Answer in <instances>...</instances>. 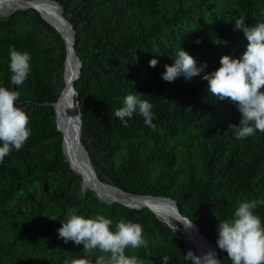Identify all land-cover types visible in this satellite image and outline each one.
I'll use <instances>...</instances> for the list:
<instances>
[{
	"label": "trees",
	"instance_id": "1",
	"mask_svg": "<svg viewBox=\"0 0 264 264\" xmlns=\"http://www.w3.org/2000/svg\"><path fill=\"white\" fill-rule=\"evenodd\" d=\"M54 1L62 10L63 16L70 22L75 30L74 48L80 61V71L74 89L76 91L75 101L79 102V114L81 119V128L79 140L81 145L87 151L90 162L97 176L103 181L102 177H109L111 182L123 192L148 195L152 197H168L173 200L179 213L187 217L191 222L197 225L200 234L212 245L217 253L220 264L224 262V252L218 248V228L220 222L229 221L234 217V212L241 202L257 201V205L252 209L255 215L264 218V133L257 132L254 137L245 140H237L235 137H227L228 143L237 145L243 152H251L249 160L244 165V171L247 174L245 179L246 195L242 201L231 193L232 183L228 182L226 172L223 171V164L218 162L215 166L216 174L208 178L198 176L193 178L190 174L187 183H194L195 190L191 197L194 208L189 213L184 210V194L178 192H168L164 186L162 175L166 166L174 160V153L159 152V144L162 138H172L181 135L191 128L204 127L206 125L217 126L223 122L222 100H216L207 109L201 110V101L203 92L201 87L194 83L166 82L163 79L155 77L150 81L152 87L151 103L153 104L154 127L145 125L143 118L133 116L128 119V126L124 127L122 122L115 117L116 110L122 108L123 101L127 95H134V87L127 80H117L113 85H105L102 89L92 92V95L85 100H81L80 80L93 74L91 71L89 55L90 50L95 52V56L100 60L106 56H120L124 63L129 65L131 74H139L142 70L148 69L149 61L155 59L151 51L154 46L161 50L157 55L158 62L170 63V55L164 49L161 41L166 32L184 21L193 20L198 11H211L210 0H51ZM212 2V1H211ZM225 6L235 5V0H222ZM133 3V4H132ZM253 2L245 3L242 15L245 17V24L249 27L255 26L259 22H264L259 16L254 15L252 9ZM138 5V6H137ZM136 9L134 12L133 10ZM132 12V18L126 17L127 12ZM36 12V11H35ZM25 11H19L11 15L8 19L0 18V72L9 75V49L15 47L17 51L27 52L29 54L37 52H46L40 46L34 44L31 40V33L26 32L21 35L15 33L14 24L17 14H25ZM241 15L221 14L220 17L212 13V17L219 23L228 27L227 36L230 52L242 55L246 50L248 41L241 29H236L235 20ZM45 21V20H44ZM40 23L50 31H54L49 25L40 20ZM53 27V26H52ZM54 28V27H53ZM55 29V28H54ZM182 40V47L194 59L197 58L195 45L185 39ZM57 42L61 51L65 53L64 41L60 34ZM200 53L203 50L211 52V47L201 45ZM136 55V57H135ZM65 61V60H64ZM3 82V86L9 90L20 93L17 106L29 117V127L31 128L30 146L38 144L42 138L43 131H39L36 123L32 122L38 112L35 103L42 105L47 103V110L51 116L47 129L54 134L55 139L52 144V156L44 169H39L35 163L34 155H24L22 163L19 166V172H10V178L18 183L21 188L26 187L25 181H36L40 178L37 173H51L55 170L62 176L68 178L67 183L77 182V189H80L82 180L73 176L72 169L65 161L62 152V134L57 130L55 123V113L52 104L58 99L62 89L56 82H46L45 77H36L34 89L29 94H24L15 85L8 81ZM29 102V103H28ZM24 103V104H23ZM23 104V105H21ZM241 118V117H240ZM240 121V119H239ZM239 121L237 124L239 125ZM225 129H229V124ZM232 134L234 132L231 130ZM92 135L95 138L97 148H104L109 143H126V158L121 163L118 170L102 171L89 153L87 139ZM132 135H137V139L132 141ZM189 135V134H188ZM162 136V138H160ZM235 136V135H234ZM144 137L147 143L142 146L137 140ZM183 150L188 152L190 149L184 145ZM190 164V163H189ZM191 165L190 167H193ZM140 183L137 189H130L125 185V181L130 177ZM114 179V181H113ZM255 180V186L253 181ZM93 202L99 204V208L104 210L106 207L99 202L97 195L88 192ZM239 193V192H238ZM242 196V195H240ZM213 206L209 211V206ZM138 210V209H136ZM144 212L138 211V222L161 227L163 236L170 241L174 255L170 260L171 264H192L187 256V248L177 237L178 232L174 229L161 226L157 219L148 208ZM174 231V233H173ZM180 236V235H179ZM41 247V246H40ZM40 250L51 256L49 249L44 246ZM140 253L126 252V255H136L138 258L146 256L149 259L157 258L158 264H162V257L165 253L157 250L153 251L150 247L139 248ZM28 256L23 249H15L14 238L6 229L0 228V264H26ZM173 261V262H172Z\"/></svg>",
	"mask_w": 264,
	"mask_h": 264
},
{
	"label": "rangeland",
	"instance_id": "2",
	"mask_svg": "<svg viewBox=\"0 0 264 264\" xmlns=\"http://www.w3.org/2000/svg\"><path fill=\"white\" fill-rule=\"evenodd\" d=\"M132 2L135 3V0ZM248 2H253L251 4L254 15L264 20V0H235L234 6H225L222 0H210V4L208 5L211 11H198L193 20L182 22L161 37L164 49L170 55V63L159 62L155 68L149 67L148 69L142 70L137 75L131 74L129 65L124 63L120 56H106L100 60L95 56V52L90 50L89 55H92L90 65L93 74L79 81L81 86L80 99H88L94 90L102 89L105 85H113L117 80L123 79L129 81L133 85L135 91L134 95H139L141 99H146L151 102L152 87L149 84L150 81L155 77L162 80V74L165 72L164 66L174 65L175 54L179 50L182 49L186 52L182 47L181 39H185L189 43L195 45L194 49L198 55L195 61L198 66L206 64L207 68L205 71L207 73H211L220 67V59L224 55L240 58V54L230 52L227 36L228 27L213 18L212 13H215L218 17H220L221 14L242 15L245 10L244 4ZM135 10L136 9H134L133 12ZM19 11L22 10H17L9 15L0 14V18L8 19L11 15ZM23 11L26 13L17 14L16 16L13 26L15 33L21 35L22 33L30 32L31 40L34 44L47 51L30 54L31 72L22 86L15 87L23 91L24 94H29L34 89L36 77H45L46 82L53 83L54 81L57 86H61L62 84L63 87L62 70L65 53L61 51L60 45L57 42L59 33L49 23L44 21L35 10L27 9ZM132 15V12L129 11L126 17L132 18ZM40 20L49 25L54 31L52 32L44 27L40 23ZM201 45L212 46L211 52L207 53L203 50L201 54V49L199 47ZM159 52H161V50H159V48L157 49V46H154L151 54L157 59V55H160ZM202 76L203 73L201 76L193 77L191 80H186L183 76H180L175 81H179L183 84L194 83L197 84L198 87H201L203 98L200 109L208 110L216 100V97L212 96L207 91L208 82L202 79ZM7 77L10 83L9 75L0 72V87L3 86V82L7 81ZM76 102L79 107V102ZM222 103L223 106L221 109L224 115L223 122L217 126L212 127L210 124L203 128L195 126L191 128L190 131H186L172 138H162V136H160L162 142L159 144V152L166 153V148L169 152L174 153L173 162L167 165L163 171L162 179L164 186L167 187L166 190L168 192L175 191L184 194V210L187 213L194 208L191 193L195 190L194 183H187L189 175L191 174L193 178H197L198 176L208 178L210 175H215V166L218 162L224 165L223 171L226 172V176L228 177L227 181L232 183L233 188L229 195L235 196L239 201H242L243 197L246 195L245 179H247V174L243 167L249 160L251 152L245 153L237 145L227 142V137L234 138L235 136L230 129H225L226 125L237 124L241 115L235 104L229 99L226 98L222 100ZM33 106L38 107V112L36 116L32 118V122L36 123L39 131H43L42 138L38 140V144L34 147L30 146V140L28 139L20 151L13 150L5 157L4 161L0 163V228L6 229L12 238H14L15 249L17 251L23 249L27 254L29 260L26 264H63V260L67 256H84L83 245L77 246L72 241L65 244L58 236V229L62 226L63 219L66 218L69 210H75L78 215H82L85 218H94L98 213L104 215L106 218H111L114 221L112 226L113 231L115 230V223L121 218L126 222L131 221L138 223L142 226L143 235L148 241V247L153 251L160 250L165 253V256L172 258V255H174L173 248L171 247L170 241L163 236L161 231L162 228L152 225V223L141 224L138 222V211L147 214L145 211L146 208L136 210L124 205L118 200H106L105 198L97 196L99 202L106 207L102 210L99 208L98 203L93 202L89 193H86L83 200L78 199L80 189H77V182L71 181L67 183L68 178L57 173L55 170L51 173H37V175H40V178L36 179L34 182H31V179L25 181L26 187L24 188H21L18 183L11 180L10 172L17 171L18 175L22 177V174L19 172V166L22 163L24 155H34L36 166H38L39 169H44L52 156V144L55 136L47 129L51 118L46 108L48 104L43 103L38 106V103H35ZM138 115L137 113L133 114V116ZM137 137V135H132V141L137 139ZM137 141V143L142 146L147 143L144 137L138 138ZM87 145L89 153L96 164L105 172L118 170L127 156L126 143L124 141L118 142V139L114 140L113 143H109L102 149L97 148L95 145V138L90 135L87 139ZM184 145L190 149L188 152L183 150V147H185ZM0 146H2V144H0ZM191 165L194 166L190 167ZM72 172L73 176L79 178L83 182L81 175L75 173L73 170ZM209 172H211V174L207 175ZM109 174L112 176L111 172H109ZM95 177L100 183L117 188L123 192L116 187L113 182L109 181V177H102L104 179L102 181L97 176L96 172ZM112 178L115 179L113 176ZM125 185L130 186V189H137L140 183L138 180L135 181L132 176L125 181ZM253 186H255V180L253 181ZM88 192L93 191L89 188ZM123 193L141 196L127 192ZM142 196L152 197L148 195ZM207 206H209V211H212L213 206L210 202L206 207ZM154 217L161 226L169 228L156 216ZM232 219L233 218L230 220ZM261 221L264 223V218H261ZM174 234L179 237L184 244L182 238L179 236L180 234ZM40 246L49 249L51 256L47 254L48 252L43 253L40 250ZM126 252L140 253L139 249H127ZM100 254L98 250H94L88 254V257L93 259L94 264L96 256ZM224 255V262L226 264H231L225 252ZM157 258H159L158 253L155 259H149L146 258V256H141L139 259L150 261L151 264H158ZM169 264H171L170 261Z\"/></svg>",
	"mask_w": 264,
	"mask_h": 264
},
{
	"label": "clouds",
	"instance_id": "3",
	"mask_svg": "<svg viewBox=\"0 0 264 264\" xmlns=\"http://www.w3.org/2000/svg\"><path fill=\"white\" fill-rule=\"evenodd\" d=\"M235 27L243 31L248 41L240 58L224 55L220 59V67L207 73L206 64L198 66L195 59L181 49L175 54L174 65L164 66L162 79L171 83L180 76L191 80L203 73L202 79L208 82L207 91L218 100L229 99L237 107L241 115L239 125H229V129L239 141L254 137L257 132L264 133V22L249 27L241 15L235 20ZM30 60L29 53L17 51L14 46L9 49L12 85L19 87L25 83L31 72ZM158 63L157 59H152L149 66L155 68ZM19 97L18 91L0 87V163L13 150L20 151L32 134L28 115L16 104ZM123 104L114 115L124 127L128 126V119L134 113L143 118L145 125L154 127L153 104L149 100L130 94ZM75 119H79V116ZM88 190L89 183L83 181L78 199L83 200ZM257 203H239L233 219L219 224L216 243L227 254L231 264H264V223L252 211ZM113 223V219L99 213L94 218H85L75 210H69L58 229V236L65 244L72 241L77 246L83 245L84 256H67L63 264H93L88 254L94 250L101 253L96 256L94 264H151L136 255L125 254L127 249L148 247L142 226L121 218L115 223L113 231ZM187 256L194 258L195 264H220L214 251L201 258L191 251ZM170 259L163 256L162 264H169Z\"/></svg>",
	"mask_w": 264,
	"mask_h": 264
},
{
	"label": "bare ground",
	"instance_id": "4",
	"mask_svg": "<svg viewBox=\"0 0 264 264\" xmlns=\"http://www.w3.org/2000/svg\"><path fill=\"white\" fill-rule=\"evenodd\" d=\"M27 9L35 10L47 23L62 34L67 42L65 61L62 70L63 87L55 104L59 119L58 125L61 132L63 130L65 134L64 155L67 159L66 161L71 164L75 172L83 177L84 181L89 183L91 190L101 198H105L106 200H118L132 209L139 210L148 208L158 219L180 234L187 248V253L191 251L194 256L201 258L203 255L213 252L214 248L210 247V243L208 244L206 240L199 237L196 233V229L192 225L181 220L177 216L173 204L167 198L128 195L117 188L104 185L96 179L94 173L86 163L85 154L80 144L75 138L69 136L63 122L65 106L70 100L74 101L71 88L74 81L78 78V65L71 50V30L60 18L57 8L50 0H0V14L2 15H9L17 10ZM79 156L83 158V161H78ZM190 260L195 264L194 258H190Z\"/></svg>",
	"mask_w": 264,
	"mask_h": 264
},
{
	"label": "water",
	"instance_id": "5",
	"mask_svg": "<svg viewBox=\"0 0 264 264\" xmlns=\"http://www.w3.org/2000/svg\"><path fill=\"white\" fill-rule=\"evenodd\" d=\"M51 1V0H50ZM53 2V4L55 5V7L57 8L58 12H59V15H60V18L64 21V23L70 28L71 30V50H72V53L75 57V61L77 62V65H78V75H79V71H80V61H79V58L78 56L76 55L75 53V48H74V37H75V30L73 29L72 25L70 24V22L63 16L62 14V10L61 8L54 2V1H51ZM57 31V30H56ZM58 32V31H57ZM59 33V32H58ZM60 34V33H59ZM61 38L63 39L64 41V46H65V54H66V48H67V42H66V39L65 37L60 34ZM78 77V76H77ZM71 93L76 96V91L74 89V85L72 86L71 88ZM75 98V97H73ZM58 99H56V101L52 104L53 108H54V113H55V123H56V128L57 130L62 134V152L64 154V144H65V134L62 130H60L59 128V119H58V116H57V113H56V107H55V104L57 102ZM74 100V99H73ZM76 110H75V108ZM77 116H79V119H75ZM63 122H64V127H65V130L66 132L69 133V136H71V138H75L76 141L80 144V147L82 149V151L84 152L85 154V159H86V163L88 164V166L90 167V169L92 170V172L94 173L95 175V172L90 164V161H89V158L87 156V153H86V150L84 149V147L81 145L80 143V140H79V136H80V128H81V119H80V114H79V109H78V106H77V102L74 100H70V102L65 106V110H64V115H63ZM67 160V159H66ZM78 161L81 162L83 161V158L81 156L78 157ZM69 163V162H68ZM69 166L70 168L75 172V170L72 168L71 164L69 163ZM77 173V172H75ZM78 174V173H77ZM83 179V177H82ZM84 181V179H83ZM90 188V187H89ZM91 189V188H90ZM98 197H100L98 194H97ZM172 204H173V208L177 214V216L181 219V220H184L186 221L187 223H189L190 225H192L195 229H196V233L198 234L199 237L203 238L204 240H206L199 232V229L197 227L196 224H194L193 222H191L187 217H184L182 216L178 209H177V206L175 204V202L169 198H167ZM125 205V204H124ZM209 244V243H208ZM211 248L212 245L209 244ZM214 252L216 253L215 249H214ZM216 257H217V253H216ZM218 259V258H217ZM219 260V259H218Z\"/></svg>",
	"mask_w": 264,
	"mask_h": 264
}]
</instances>
